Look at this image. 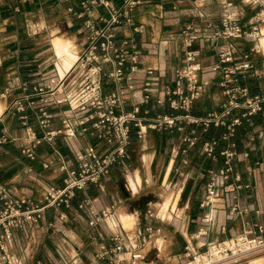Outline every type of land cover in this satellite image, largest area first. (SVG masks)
<instances>
[{
  "label": "crops",
  "instance_id": "0c3cea01",
  "mask_svg": "<svg viewBox=\"0 0 264 264\" xmlns=\"http://www.w3.org/2000/svg\"><path fill=\"white\" fill-rule=\"evenodd\" d=\"M110 1L120 4V0ZM227 2L233 4L239 24L249 27L259 8L249 0H144L133 11L132 23L122 24L116 31L117 44L129 40L140 52L137 70L131 74L134 89L126 96L123 111L130 112L138 104L142 116L145 111L148 116L185 114L170 109L164 90L175 88L176 70L186 64L188 47L181 31L190 25L200 32L201 38L192 49L204 69L201 80L206 85L189 113L198 112L200 115L193 116L203 117L213 112L211 93L220 77L211 68L223 42L213 39L212 34L220 27L222 7ZM104 16L103 6L84 5L82 0H0V138H6L0 144V185L11 198L43 204L49 189L62 188L67 172L77 169L79 155L93 151L102 156L111 150L112 146L101 142L90 129L83 131L79 123L82 113L77 109L83 72L76 68V61L88 48L90 25L102 27ZM260 30L263 37L245 41L244 47L236 44V57L244 60L251 50L260 53L261 59L251 65L260 68L262 74L257 78L264 81V24ZM252 42L253 47L247 46ZM123 68L130 73L131 61ZM101 81L103 93L114 90L109 78L103 76ZM146 82L151 84L152 99L143 104ZM40 87L53 91L47 110L53 116V127L62 133L52 143L38 146L31 160L22 151L33 141V132L39 138L43 135L34 95ZM157 98L163 103L158 105ZM31 101L36 104L31 105ZM258 114L263 122L252 126L248 139L237 146L239 158L248 154L243 159H248L245 168L233 171L230 181H220L210 206H202L206 186L210 172L219 171L223 160L208 159L201 146L215 138L183 124L171 131L149 129L139 139L138 128L131 125L128 156L112 166L99 184L76 191L67 204L47 208L38 223L14 231L11 253L20 264H110L100 261L98 254L103 248H112L113 237L120 235L127 252L110 256L112 260L118 257L127 264L128 252L138 251L144 257L139 264H181L188 246L204 251L254 224L264 228V170L247 166L261 160L253 151L264 140V111ZM193 129L198 142L189 147L183 139ZM236 173L243 178L239 184L244 186L239 189ZM165 204L170 210L167 221L165 215L151 211ZM234 205L240 213H230ZM91 211L110 215L95 223ZM124 217L133 218L132 229L123 227ZM256 236L264 238V229Z\"/></svg>",
  "mask_w": 264,
  "mask_h": 264
},
{
  "label": "built area",
  "instance_id": "2783aa9c",
  "mask_svg": "<svg viewBox=\"0 0 264 264\" xmlns=\"http://www.w3.org/2000/svg\"><path fill=\"white\" fill-rule=\"evenodd\" d=\"M258 5V11L250 19L249 27H243L238 22V14L233 9V4H223L220 19V27L212 34V38L222 41L217 52V61L211 68V72L220 76L219 86L223 88L224 95L230 98L228 104L223 105L218 112H210L203 117L191 115L190 109L204 90L206 83L201 78L204 69L197 59V52L192 46L201 38L198 29L186 26L181 31V36L186 44V64L176 70L175 88L166 87L164 96L169 101L171 110L185 112V114H158L148 116V111L140 115V106L135 104L132 111H123L126 96L134 89L131 74L137 70L140 52L129 40L120 44L116 42V31L122 24H131L133 11L141 6L144 0H120L117 6L110 0H82V4L91 3L103 6L106 16L102 17V27L96 28L90 25L91 34L88 38L87 50L77 58L76 68L83 72L82 84L79 86L80 95L77 109L82 113L79 121L84 126L83 131L90 129L103 143L112 146L106 154L99 156L93 151L78 156L76 170L67 172L62 188L51 187L44 198L43 204H36L27 199L11 198L0 185V259L5 264H20V260L10 251L14 231L22 229L26 224H35L42 218L47 208H60L67 204L76 191L84 190L89 184L97 185L106 177L115 164L128 156V147L131 143L130 127L135 125L137 136L142 139L148 130L171 131L180 125H191L202 128L204 131L210 128H223L225 131L220 139L206 140L201 149L208 159L223 160V167L210 172V180L206 186L203 207L210 206L216 198L220 181H228L232 173V161L239 156L237 145L232 141L235 130L243 120H249L261 111H264V98L258 95L250 96L246 88L238 85L239 73H250L259 76L248 62H236L237 41L257 40L263 37L260 27L264 24V0H249ZM136 31V29H135ZM225 42V43H224ZM248 55H245L247 58ZM127 60L132 63L130 73L124 71ZM109 78L114 90L108 93L102 91L101 78ZM235 83L237 87L235 86ZM151 84L146 82L143 87L145 92L143 104H148L152 99ZM34 95L39 104L38 124L43 131L42 137H36L33 132V141L28 148L22 151L28 159H35V150L43 142L52 143L62 133L61 129L53 127V116L48 112L47 106L53 91L46 92L44 88H35ZM240 96L242 101L236 97ZM158 105L163 103L162 98H157ZM35 105V101L30 102ZM19 110H23L19 106ZM25 124V122L23 123ZM189 147L198 142L197 130H191L190 135L183 139ZM6 138H0V144H4ZM221 143H225L224 146ZM247 157L248 154L244 153ZM46 168L47 165H44ZM240 181V177H237ZM231 185H227L226 189ZM238 184L236 188H242ZM248 187V186H246ZM231 214L240 213L236 205L230 209ZM95 223L110 215L102 212L99 216L91 211ZM263 226L254 224L250 229L244 230L240 235L231 240L215 242L204 251H196L190 246L185 249L186 261L181 264H246L249 259L264 250V238L256 236L263 233ZM142 235V231L138 232ZM114 246L110 249L103 248L98 254L100 261L107 260L110 264H125V260L110 256L127 252L124 250L120 235L113 237ZM127 264H139L144 260L138 251H131Z\"/></svg>",
  "mask_w": 264,
  "mask_h": 264
},
{
  "label": "rangeland",
  "instance_id": "374dc122",
  "mask_svg": "<svg viewBox=\"0 0 264 264\" xmlns=\"http://www.w3.org/2000/svg\"><path fill=\"white\" fill-rule=\"evenodd\" d=\"M245 41H247V40H245ZM245 41H237V42H235V45L237 44V46H238V48H239V46L240 47H244V42ZM254 41V40H253ZM248 45L247 46H254V43L252 42V43H247ZM252 44V45H251ZM248 48V47H247ZM250 54H248V57L247 58H245V56H244V60H242L241 59V57H235L236 58V62L237 63H241V62H248V63H250V64H252L251 62H253V61H255V60H260L261 58L259 57L260 56V53H255L253 50H251L250 52H249ZM237 56V55H236ZM253 69L259 74V76H255V77H261V74H262V71L260 70V68L259 67H257L256 66V64H255V66H253ZM243 75H246V76H250V77H254V76H252L250 73H242ZM263 76V75H262ZM220 77V76H219ZM219 82H220V78H219V80L216 82V85H217V89H215L214 90V92H212L211 93V95H212V97H211V99H212V103H213V106H214V110H213V112H218V111H220L221 109H222V107H223V105H225V104H228L229 103V101H230V98L228 97V96H226V95H224V93H223V88L222 87H220L219 86ZM235 86L237 87V85H236V83H235ZM204 91V90H203ZM202 91V92H203ZM201 92V93H202ZM250 96H252V95H250ZM256 96V95H255ZM239 101H242V98L240 97V96H237L236 97ZM218 108H220L219 110H217ZM199 130H202L203 132H207L208 130H206V131H204L202 128H199ZM253 151L254 152H257V154H259L258 156H260V159L261 160H259L258 161V163H256V161L255 162H252V165H247V166H249V167H251L252 166V168H254V169H259V168H262L263 170H264V140H262L261 142H260V144H257V145H255L254 146V149H253ZM250 155V154H249ZM243 158L241 159V158H239V157H237L234 161H232V163H231V165H232V173H233V171H235V172H237V171H242L244 168H245V165L247 164V160L245 161V160H243L244 158H246L245 156H242ZM237 177H238V175H237V173L234 175V180H235V182L237 183V184H239L242 180H243V178H242V176H239L240 177V181H237ZM261 179H262V188H263V193H262V197H261V199H262V202L264 203V177H261ZM230 181V180H229ZM231 184V183H230ZM232 185H233V183H232ZM244 186V185H243ZM152 213L153 214H155V215H165L166 217V221H167V219H170V210L168 209V204H165L162 208L161 207H154V208H152ZM133 219V218H132ZM165 221V222H166ZM123 227H124V225H123ZM125 229H132L133 228V226H130L129 228H126V227H124ZM201 252V251H200ZM13 256H15L14 254H13ZM16 258H18L17 256H15ZM261 257H264V250H262V251H260L258 254H256V255H254L251 259H249V263L250 264H252L253 262H255L256 264H264V263H262L261 262V260H259V258H261ZM19 259V258H18ZM152 259V261H153V258H151ZM259 260V261H258ZM155 261V260H154ZM185 261H186V259H185ZM184 261V262H185ZM251 261H253V262H251ZM2 262V261H1ZM248 262V261H247ZM3 263V262H2ZM154 263H157V262H154ZM183 263V262H182ZM3 264H5V263H3Z\"/></svg>",
  "mask_w": 264,
  "mask_h": 264
},
{
  "label": "trees",
  "instance_id": "16d2710c",
  "mask_svg": "<svg viewBox=\"0 0 264 264\" xmlns=\"http://www.w3.org/2000/svg\"><path fill=\"white\" fill-rule=\"evenodd\" d=\"M238 85L242 88H246L250 95H258L264 98V81L258 79L257 77L250 76H237ZM193 115L198 116L200 113L192 112ZM263 122V117L261 115H255L249 120H243L242 124L238 126L235 130L234 137L232 141L237 145L241 146L247 139L248 135L251 133L252 126L260 124ZM223 128H210L207 132V137L220 139L224 133Z\"/></svg>",
  "mask_w": 264,
  "mask_h": 264
},
{
  "label": "bare ground",
  "instance_id": "6f19581e",
  "mask_svg": "<svg viewBox=\"0 0 264 264\" xmlns=\"http://www.w3.org/2000/svg\"><path fill=\"white\" fill-rule=\"evenodd\" d=\"M264 43V39L261 41V43ZM134 220L131 217H124L122 219V224L124 225V227L129 228L130 226H133ZM259 260H261L262 263H264V257L259 258ZM258 260V261H259ZM252 264H256L255 262H253Z\"/></svg>",
  "mask_w": 264,
  "mask_h": 264
}]
</instances>
